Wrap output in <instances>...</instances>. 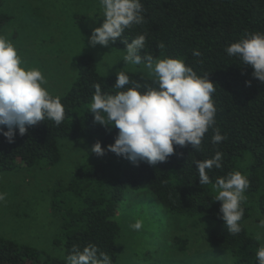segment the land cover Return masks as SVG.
I'll return each mask as SVG.
<instances>
[{"label": "trees", "instance_id": "obj_1", "mask_svg": "<svg viewBox=\"0 0 264 264\" xmlns=\"http://www.w3.org/2000/svg\"><path fill=\"white\" fill-rule=\"evenodd\" d=\"M145 23L126 29L113 44L125 48L122 39L131 42L136 36L147 33L145 53L154 58L182 57L200 76L216 85L212 94L217 109L216 125L226 136L219 144H212L213 131L205 134L200 151L191 145L175 146L176 153L165 163L138 166L111 151L97 156L90 151L97 141L107 149L113 144L118 129L94 122L89 105L95 92L94 84L102 92L114 94L112 86L116 73L103 74L93 55L86 53L77 59V76L70 89L59 96L65 107V120L55 126L51 120L30 127L24 136L18 129L14 143L0 135V172H12L19 163L25 167L54 166L61 160L63 140L84 141L88 147L85 160L75 170L67 186L53 188L52 206L62 218V227L53 244L64 249L67 256L73 245L81 248L96 244L109 254L113 264L118 260L121 226L116 219L119 205L128 192L149 190L157 203L168 213L187 218L194 225L207 230L210 246L226 252L234 264H254L255 253L262 244L246 226L256 206L264 214V83L252 76L250 65L225 49L248 33H264V0H141ZM11 20L0 14V31ZM163 42L164 48L158 45ZM199 50L200 56H193ZM130 81L155 87L153 77L124 71ZM251 81V86L246 85ZM131 85L125 86L130 87ZM53 96H58L54 95ZM7 129L5 128V131ZM223 153V167L208 171L212 181L200 185L195 160ZM240 171L251 182L243 202L242 231L232 235L225 222L218 217L220 202L214 201L213 183L217 177ZM255 199V200H254ZM185 248L180 238L171 239ZM0 264H66L47 251L20 243L0 234Z\"/></svg>", "mask_w": 264, "mask_h": 264}, {"label": "clouds", "instance_id": "obj_2", "mask_svg": "<svg viewBox=\"0 0 264 264\" xmlns=\"http://www.w3.org/2000/svg\"><path fill=\"white\" fill-rule=\"evenodd\" d=\"M103 23L92 30L89 44L108 46L114 44L126 29L145 23V9L141 0H99ZM147 33L136 36L125 44L123 61L125 64L143 65L153 77L155 87L143 86L138 81H130L123 71L116 73L112 86L119 90L114 94L102 92L99 83L94 84L95 92L89 109L94 114V122L102 126L118 129L113 144L107 149L97 141L90 151L97 156L111 151L138 166L141 162L150 166L165 163L175 152V146L191 145L200 151L205 134L211 128V143L216 145L226 139L216 125L217 109L212 99L216 85L205 76L198 75L181 58H154L140 54L147 42ZM159 48L165 45L161 42ZM227 55L238 57L242 63L250 65L252 76L264 83V33H248L225 49ZM193 50V56H200ZM47 79L42 71L29 67L19 55L15 45L0 35V135L8 143L15 142L16 130L24 136L30 127L39 122L51 120L60 126L65 120V107L59 96H53L47 88ZM131 85L130 87H125ZM251 86V81H246ZM5 128L7 129L5 131ZM200 185L212 183L208 171L223 167V153L205 160H195ZM214 201L220 202L218 217L225 222L227 231L237 235L242 231L244 217L243 202L245 193L251 186L248 177L240 171L229 172L217 177L213 183ZM7 193L0 192V202L6 200ZM139 231L143 221L137 219L129 225ZM264 229V219L258 223ZM264 236L257 234L256 240ZM258 264H264V244L255 253ZM66 264H113L108 253L100 250L94 243L82 248L73 245L65 257Z\"/></svg>", "mask_w": 264, "mask_h": 264}, {"label": "rangeland", "instance_id": "obj_3", "mask_svg": "<svg viewBox=\"0 0 264 264\" xmlns=\"http://www.w3.org/2000/svg\"><path fill=\"white\" fill-rule=\"evenodd\" d=\"M101 13L99 0H0V14L11 16L0 35L15 45L29 67L42 71L54 95L70 89L77 76V59L86 53L93 55L103 74L123 70L150 76L143 65L125 64L124 48L89 44L92 30L103 23ZM87 152L83 140H63L56 165L19 163L15 171L0 172V192L7 193L0 202V234L65 260L64 249L53 244L62 227V218L52 206L53 188L69 184ZM116 219L121 236L114 264H234L226 252L210 246L203 225L168 213L147 189L128 192ZM137 219L143 221L142 229H130ZM261 219L264 214L255 206L246 222L255 237L264 236V229L258 227ZM174 238L182 239L185 248L173 243ZM260 241L264 244V239Z\"/></svg>", "mask_w": 264, "mask_h": 264}]
</instances>
